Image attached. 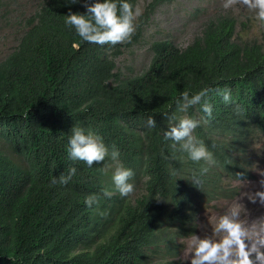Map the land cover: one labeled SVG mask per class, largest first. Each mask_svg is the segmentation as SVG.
Returning <instances> with one entry per match:
<instances>
[{
  "label": "trees",
  "instance_id": "obj_1",
  "mask_svg": "<svg viewBox=\"0 0 264 264\" xmlns=\"http://www.w3.org/2000/svg\"><path fill=\"white\" fill-rule=\"evenodd\" d=\"M69 10L83 12V0H44L0 62V264H182L183 240L199 233L200 213L238 197L239 179L254 177L253 148L264 138V45L239 43L235 19L215 16L184 48L154 42L150 64L127 74L116 60L131 40L81 41L64 24ZM201 88L209 89L201 103L212 105V115L204 117L200 105L189 115L207 120L194 135L214 165L191 161L163 136L169 117L183 115L180 93ZM149 116L157 127L146 126ZM74 125L119 150L134 172V193L115 190L109 157L92 167L69 160ZM69 166L77 169L72 179L53 185ZM90 193L98 196L91 208L84 203Z\"/></svg>",
  "mask_w": 264,
  "mask_h": 264
},
{
  "label": "clouds",
  "instance_id": "obj_2",
  "mask_svg": "<svg viewBox=\"0 0 264 264\" xmlns=\"http://www.w3.org/2000/svg\"><path fill=\"white\" fill-rule=\"evenodd\" d=\"M80 2L81 0H73V3ZM233 2L234 0H226L224 7L231 6ZM239 2L253 11L257 20L264 22V0ZM83 7V12L69 10L64 15V24L74 30L81 41L90 44L116 45L130 41L137 28V19L141 15V9L134 6L130 0H83ZM208 91L207 88H201L192 94L182 91L175 103L177 111L183 115L169 117L170 123L168 129L163 131V136L173 142L174 149L186 153L191 161H204L207 165H214L216 160L213 153L194 135L201 123L207 122L204 117L210 118L212 115V105L207 101L201 103ZM220 94L226 104L231 102L229 89H223ZM195 105H200L204 117L189 115V109ZM173 120L175 122L171 123ZM146 126L149 129L157 127L153 116L147 118ZM67 155L70 161H83L88 167H92L94 161L104 162L105 158L109 157L114 165L111 179L115 190L122 197L134 193L133 170L121 163L118 149L109 151L103 138L91 129L77 125L72 127L67 141ZM101 168H105L104 163ZM76 171L75 166H69L66 175L62 172L58 178L53 176L51 182L53 185H66ZM201 171L207 172L208 168L203 167ZM240 175L242 174H237L238 179ZM259 175L264 177V171H260ZM239 181L247 183L241 179ZM259 185L264 189V179L259 181ZM103 195L110 197L113 193L104 189ZM244 195L253 203L258 201L264 204V190L249 191ZM84 203L89 208L97 204V194L86 195ZM185 240L187 259L184 262L187 264H264V217L249 222L242 218L239 205L232 206L216 219L211 234H190Z\"/></svg>",
  "mask_w": 264,
  "mask_h": 264
},
{
  "label": "rangeland",
  "instance_id": "obj_3",
  "mask_svg": "<svg viewBox=\"0 0 264 264\" xmlns=\"http://www.w3.org/2000/svg\"><path fill=\"white\" fill-rule=\"evenodd\" d=\"M44 0H6L0 20V62L11 54L20 44L27 30L29 19L40 8ZM156 0H138L137 6L141 15L137 19L139 34L132 35L130 47L117 60L118 71L130 74L142 72L151 61V46L160 40H171L178 47L184 48L202 35L208 20L215 16H230L236 21V41L239 43L258 42L264 45V22L257 20L254 12L242 5L239 0L229 7H224L226 0H166L163 4L154 5ZM154 11L147 22L142 23V16ZM136 39H133L134 37ZM253 158L256 161L254 177L239 182V196L204 209L199 215L200 229L197 235L211 234L216 219L225 214L232 206L239 205L242 218L249 222L264 217V204L253 203L244 195L246 192L264 190L259 181L264 179L259 175L264 171V138L258 140L253 148ZM215 238V237H214ZM184 250L181 254L182 264L187 259L186 240H183Z\"/></svg>",
  "mask_w": 264,
  "mask_h": 264
}]
</instances>
